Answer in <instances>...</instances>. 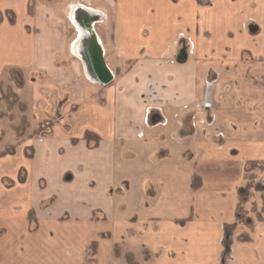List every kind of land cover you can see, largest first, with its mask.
I'll return each instance as SVG.
<instances>
[{
    "label": "crops",
    "instance_id": "obj_1",
    "mask_svg": "<svg viewBox=\"0 0 264 264\" xmlns=\"http://www.w3.org/2000/svg\"><path fill=\"white\" fill-rule=\"evenodd\" d=\"M239 1L74 0L72 54L91 59L90 37L81 44L78 22L86 17L95 34L106 17L97 33L102 56H111L114 70L133 63L104 86L102 103L80 97L70 133L55 126L49 137L29 140L30 158L40 151L45 170L60 154L73 162L54 168L52 190L39 175L33 184L29 168L22 183L2 185L3 176L15 179L20 169L15 155L30 159V143L0 157V195L19 193L0 206V264H85L91 241L92 264H116L127 251L139 264L148 263L144 252L151 264H264V221L253 226L251 241L224 242L245 163L264 161V0ZM36 2L0 0V9L16 16L13 25L0 20V79L12 66L56 76L54 62L68 52L62 19ZM181 39L192 50L185 61ZM81 112L87 119H79ZM87 130L101 137L99 144L80 139ZM4 161L11 167L4 169ZM69 168L87 176L80 194ZM63 195L72 202L64 219L54 210Z\"/></svg>",
    "mask_w": 264,
    "mask_h": 264
},
{
    "label": "rangeland",
    "instance_id": "obj_2",
    "mask_svg": "<svg viewBox=\"0 0 264 264\" xmlns=\"http://www.w3.org/2000/svg\"><path fill=\"white\" fill-rule=\"evenodd\" d=\"M194 1L195 3L200 5L211 4V0ZM251 1L253 0H240L238 3L243 4L249 3ZM35 2L42 6H47V8L50 10V13L53 12L54 17H57V19H62L64 23L63 31L64 35L66 36L68 52L67 54L62 55V57L61 55L58 56V58L55 60L54 63L56 69H54L57 73L53 75L56 76H49L46 70L37 68L23 70L20 67L12 66L7 69V71H5L4 76L0 79V157L6 155H14L18 146H20L24 142H26V144H29V140L32 141L34 139L49 137L50 135H52V129L55 126H59L63 129L64 132L70 133V130L72 128L73 112L78 106V100L80 99V97L85 95L87 99L96 102L99 101L100 103H102L100 101V98L102 96L104 86L109 85L115 79V75L117 72L120 73L131 66V64L129 66V62L128 64L123 63L121 69H119L120 71L114 70L111 64V56H109L108 54L105 56V59L103 56L105 64L109 69L112 78L106 83L92 82L85 73L83 61L72 54V45L77 36L76 28L73 26L70 19V10L72 7L71 5L76 4L73 3L74 0H34V3ZM77 3L79 4V2ZM5 11L6 9H0V15L8 17L9 14H7V12ZM256 13L257 12H254L253 14L256 15ZM105 18L106 17L95 23L94 29L96 32L95 34L97 40V33L101 31L99 24L102 23ZM108 21L112 22L111 11L109 12ZM43 39L45 38L43 37ZM180 45L182 49L180 50L179 56L185 55L187 58V55L192 52L191 48L189 49V45H187V42L183 39H181ZM15 95H17L18 99L26 105V111L24 112V115L19 111L16 104L13 105V107L8 106V103H11L13 101ZM23 116L26 118L28 128L24 130L22 136L18 137L14 132V127L20 123V120ZM80 118L87 119V114L81 112V114L79 115V119ZM84 134L85 131L83 132V135L80 139L85 141L87 147H92L94 137H91V139L93 140H91L89 143L84 139ZM97 136L99 137L100 142L101 137L99 135ZM70 141L72 144H75L79 141V138H70ZM31 148H33L31 143L24 147L25 157H27ZM60 155L55 157L53 156L55 161L52 164V170H45L41 166L42 154H40V151L34 158H30L29 160H26L25 158L23 159L20 155H15V157H13L15 161L11 162L19 164L20 169L18 168L19 170L18 172H16L17 175L15 176V179L13 178L14 180L10 177L3 176L1 178L2 185L4 187H11L14 185L15 181L19 183L18 176L24 175L25 171L29 168L32 175L31 181L33 184L38 181V178L36 179V177L39 175L44 177L45 180H48L47 184H51L50 189L52 190L54 188V184H56L55 177L57 172L55 171V169L61 166H65L66 164L72 165L73 163L70 156L62 157ZM53 157L49 158L53 159ZM46 158L47 156H44V159ZM77 159H79V157H77L75 160ZM3 164L4 169L11 167L8 163H6V161H4ZM76 169L82 171L84 168L82 166H78ZM68 170L73 173V175L75 176L74 181L78 183L74 187V193L80 194L81 187L83 188V185L87 182V176L85 173L73 171L71 168H69ZM246 175L250 177L251 180L244 179L245 184L241 185L240 187L242 188L240 195L241 203L237 210L238 217L236 218V220H234V222L236 221V225L234 229L229 230L230 233L228 234V237H225L224 239V242L229 244L233 241L247 242L236 240V236L242 231L248 232L251 236V230L253 226L257 222H260L257 221L258 217L259 219H261L264 216H262L261 214L259 215L258 212L261 208V200L264 198V171H261L259 168H254ZM198 181V179H195L194 184H198ZM42 183L43 181H41V187L43 186ZM191 188L193 189L192 186ZM237 191H239V189ZM59 192L61 193V191ZM39 194L41 195V193ZM18 196L19 193L17 191L11 192L10 196L6 194L0 195V206H4L7 200L16 202ZM53 196L54 195H50L49 198L53 199ZM71 203V197H66L65 195H63L60 198L58 205L54 207V210L56 213H60V216L62 217V219H64L67 217V215H64L63 212H70L69 209L72 207ZM8 222L9 220L7 221L6 219L5 224ZM29 228L31 230L35 229L34 223L29 222ZM102 237L109 236L102 235ZM248 241H251V239ZM93 242H95L97 247V241H91L87 244L85 264H92L95 261V255L92 256V251L89 250L88 252V246ZM95 251L96 250H94L93 252L94 254ZM113 252L115 257L119 256V253L121 251L118 244H114ZM125 255H132L134 259L133 254L127 251L126 254H124V258H121L122 260L124 259L125 262L121 259H118L116 260V264H129L127 258H125ZM144 257L148 262L146 264H151L149 263L150 255L144 252ZM135 262L139 264L137 261Z\"/></svg>",
    "mask_w": 264,
    "mask_h": 264
},
{
    "label": "trees",
    "instance_id": "obj_3",
    "mask_svg": "<svg viewBox=\"0 0 264 264\" xmlns=\"http://www.w3.org/2000/svg\"><path fill=\"white\" fill-rule=\"evenodd\" d=\"M7 14H9L7 18L8 22L13 25L15 23V19H16V16L14 14V12L11 10V9H6ZM2 19V16L0 15V20ZM133 62H129V66L130 64H132ZM17 105L18 106V109L19 111L24 115V112L26 111V105L25 103H23L22 101H20L17 97V95H15V98H13V101L11 103H8V106H12L13 105ZM11 107V108H12ZM28 128V123L26 121V118L23 116L22 119L20 120V123L17 124L15 127H14V132L15 134L20 137L22 136L24 130H26ZM91 137H94V141H93V145L92 147L96 146L99 142V137L93 133V132H90V131H85V134H84V139L90 143L91 140ZM33 148L30 149V152L28 153L27 157L30 158L33 156ZM254 168H259L261 171H264V161H256V160H249V161H246L245 163V169H244V176H243V179L245 180H251L250 177H248L246 174H248L249 172H251ZM246 175V176H245ZM25 177H26V171L24 173V175L22 176H18V182L19 183H22L23 181H25ZM195 179H198V184H194V181ZM191 186L193 187V189H197L199 186H200V179L198 176L194 175L193 178H192V182H191ZM241 191H242V188H239V191H238V201H237V205H236V209H235V220L236 218L238 217L237 216V210L239 208V205H240V195H241ZM259 212V215L261 214L262 216L264 215V198L261 200V208L260 210L258 211ZM28 220L30 223H34L35 227H36V219L34 217V213L33 211L31 210L29 213H28ZM257 221H264V216L263 218L257 219ZM179 223H183L184 220H179L178 221ZM235 225H236V221L233 222L231 225H226L225 226V237L227 238L228 237V234L230 233L229 230L230 229H234L235 228ZM236 240H241V241H248L251 239V236L248 232H240L238 233V235L236 236ZM235 240V239H234ZM92 251V256H94L95 254L93 253L94 250H96V244L95 242L89 244L88 246V252ZM126 256V255H125ZM125 258H127V261L129 264H137L135 262V260L133 259L132 255H127Z\"/></svg>",
    "mask_w": 264,
    "mask_h": 264
},
{
    "label": "bare ground",
    "instance_id": "obj_4",
    "mask_svg": "<svg viewBox=\"0 0 264 264\" xmlns=\"http://www.w3.org/2000/svg\"><path fill=\"white\" fill-rule=\"evenodd\" d=\"M85 21V20H84ZM86 24V23H85ZM88 26H89V28H90V25H89V23L87 24ZM78 28H79V32H80V36H81V44H82V42H83V37L82 36H86V32L88 31H86L85 30V25H83V21H81V22H78ZM87 28V27H86ZM90 31H88V33H89V37H94L95 39H96V37H95V34L93 33V31H92V29H89ZM87 36V37H88ZM93 39V38H92ZM97 40V39H96ZM90 42H91V40H90ZM98 42V41H97ZM88 44V47H89V50L91 49V51H92V47H93V51H95V53L97 54V52L98 53H102V49H101V46L100 45H98L97 43V48H96V46H95V44H89V42L87 43ZM78 46H80V50H83L82 49V47H81V45H78ZM100 46V47H99ZM95 47V48H94ZM83 52V51H82ZM82 52H80V54L79 55H81L82 57H83V59H82V61H83V64H84V68H85V73H86V75L88 76V78L90 79V80H92V81H96V82H101V80H103L106 76H104L103 74V72L101 71V69H100V67H98V69H97V67H96V64H95V62H94V57L93 58H91L90 60H88L87 59V57H86V55H85V53H82ZM90 54V53H89ZM90 56H91V54H90ZM102 58H103V56H102Z\"/></svg>",
    "mask_w": 264,
    "mask_h": 264
},
{
    "label": "water",
    "instance_id": "obj_5",
    "mask_svg": "<svg viewBox=\"0 0 264 264\" xmlns=\"http://www.w3.org/2000/svg\"><path fill=\"white\" fill-rule=\"evenodd\" d=\"M249 30L250 31H254L255 30V26H253V25H251L250 27H249ZM93 38V39H92ZM90 40H91V42H90V44H95V46H96V48H97V44L99 45V43L97 42V40L94 38V37H90L89 38ZM89 40V41H90ZM97 43V44H96ZM100 47V46H99ZM95 48V47H94ZM94 49H93V47H92V51H91V49H90V54H91V58H93L94 57V62H95V64H96V67H97V69H98V67H100V69H101V71L104 73L103 75L104 76H106L103 80H101V82H103V83H106V82H108L111 78H112V75H111V73H110V71H109V69L107 68V66L105 65V62H104V60H103V58H102V53H98L97 52V54L95 53V51H93ZM186 59V56L185 55H181V56H179V60L180 61H184Z\"/></svg>",
    "mask_w": 264,
    "mask_h": 264
},
{
    "label": "flooded vegetation",
    "instance_id": "obj_6",
    "mask_svg": "<svg viewBox=\"0 0 264 264\" xmlns=\"http://www.w3.org/2000/svg\"><path fill=\"white\" fill-rule=\"evenodd\" d=\"M84 20H85V21H83V25H85V30H86V31H87V30L90 31L89 28H88V26H87V23H86L87 18L84 17ZM85 23H86V24H85ZM86 27H87V28H86ZM88 31L86 32V37L89 35ZM87 34H88V35H87ZM82 37H83V40L85 41V40H86V39H85L86 37H85V36H82ZM88 38H89V37H88ZM88 38H87V39H88ZM89 40H90V39H88L87 42H88Z\"/></svg>",
    "mask_w": 264,
    "mask_h": 264
}]
</instances>
